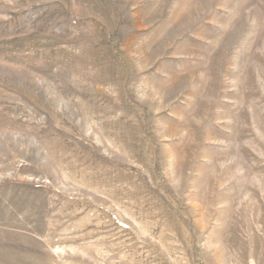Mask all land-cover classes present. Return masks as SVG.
Wrapping results in <instances>:
<instances>
[{
  "label": "rangeland",
  "instance_id": "rangeland-1",
  "mask_svg": "<svg viewBox=\"0 0 264 264\" xmlns=\"http://www.w3.org/2000/svg\"><path fill=\"white\" fill-rule=\"evenodd\" d=\"M0 264H264V0H0Z\"/></svg>",
  "mask_w": 264,
  "mask_h": 264
}]
</instances>
